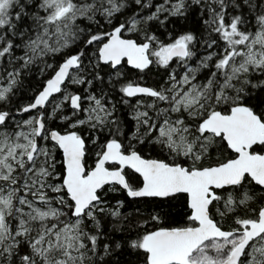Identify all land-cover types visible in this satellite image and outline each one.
Instances as JSON below:
<instances>
[{
	"label": "snow or ice",
	"instance_id": "obj_1",
	"mask_svg": "<svg viewBox=\"0 0 264 264\" xmlns=\"http://www.w3.org/2000/svg\"><path fill=\"white\" fill-rule=\"evenodd\" d=\"M0 264H264V0H0Z\"/></svg>",
	"mask_w": 264,
	"mask_h": 264
}]
</instances>
